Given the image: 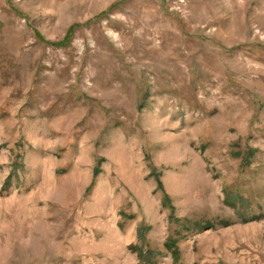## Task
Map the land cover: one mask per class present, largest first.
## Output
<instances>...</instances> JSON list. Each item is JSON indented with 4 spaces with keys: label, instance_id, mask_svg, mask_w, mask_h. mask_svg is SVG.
<instances>
[{
    "label": "rangeland",
    "instance_id": "374dc122",
    "mask_svg": "<svg viewBox=\"0 0 264 264\" xmlns=\"http://www.w3.org/2000/svg\"><path fill=\"white\" fill-rule=\"evenodd\" d=\"M0 264H264V0H0Z\"/></svg>",
    "mask_w": 264,
    "mask_h": 264
}]
</instances>
